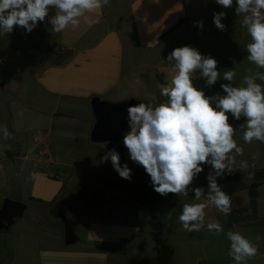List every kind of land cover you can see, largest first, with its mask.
<instances>
[{
	"label": "crops",
	"instance_id": "1",
	"mask_svg": "<svg viewBox=\"0 0 264 264\" xmlns=\"http://www.w3.org/2000/svg\"><path fill=\"white\" fill-rule=\"evenodd\" d=\"M235 7V0L228 9L215 0H110L109 6L88 14L99 23H87L82 17L78 28L69 26L57 33L50 24L56 9L50 8L49 16L30 33L18 26L9 34L0 32V126H6L11 137L4 139L0 132V159L15 163L23 157L38 164L0 165V189L7 188L0 196V208L7 198L25 206L13 224L0 227V264H234L228 255V231L240 232L257 246V255L246 264H264V183L259 187L256 220L229 224L228 215L214 206L205 209V223L218 221L223 226L220 235L206 228L184 231L178 216L185 203L199 202L194 192L161 196L149 175L140 217L98 214L84 229L81 220L74 222V228L62 223L76 236L68 245L64 229H50L47 213L33 209L57 202L67 192L64 167L47 156L54 158L57 148L82 153L89 142H111L118 153H128L123 144L128 125L116 141H91L95 122L91 102L98 98L116 105L144 103L151 90L145 82L150 69L158 91L175 74L167 61L173 49L187 45L215 58L221 76L228 69L235 71L233 81L218 80L211 87L202 78L195 79L194 85L205 93L221 89V83L245 86V75L264 72L247 60L251 37L242 26L243 14L237 16ZM221 11L226 13L224 31L213 22V14ZM195 21H203V28L195 26ZM66 50L71 54L57 63ZM256 82L264 86V81ZM191 187L207 190V182L194 180ZM239 194L246 199L244 210L234 205ZM231 203L237 212L247 213V192L233 193ZM50 235L60 242L43 245V236Z\"/></svg>",
	"mask_w": 264,
	"mask_h": 264
},
{
	"label": "clouds",
	"instance_id": "2",
	"mask_svg": "<svg viewBox=\"0 0 264 264\" xmlns=\"http://www.w3.org/2000/svg\"><path fill=\"white\" fill-rule=\"evenodd\" d=\"M215 3L228 9L233 0ZM109 5L110 0H0V32L9 34L18 26L30 33L49 16V9L55 8L50 24L54 32L60 33L69 26L78 28L82 17L87 23H99V19L92 21L88 14ZM235 5V12L237 16L243 14L242 26L251 37L246 45L247 60L264 68V0H235ZM225 16L224 11L213 14V22L221 31L226 30L222 23ZM194 25L202 29L203 21H195ZM167 61L175 74L169 83L160 85L166 101L158 106L130 104L126 109L129 131L123 135V144L130 159L150 176L156 193L187 196L189 189L194 192V199L199 202L185 203L178 216L184 231L206 228L211 234L220 235L223 226L218 221L205 223V209L214 206L224 215L232 211L231 196L222 190L218 179L233 173L235 156L243 154L234 139L237 131H243L245 143H264V86L256 82L264 81V72L245 75V86L221 83L224 94L208 96L194 85L195 79L202 78L211 87L218 80L233 81L235 71L228 69L221 76L215 58L187 45L173 49ZM149 96L156 101L154 94ZM229 114L237 121L243 117L245 122L237 129L229 122ZM0 132L4 139L11 138L6 126H0ZM109 158L119 176L131 180L132 170L127 164L121 165L115 149L109 150L102 160ZM205 165L211 167L206 177L207 190L192 188ZM240 167L247 168V163L242 161ZM226 237L230 241L228 255L235 264H246L257 255V246L240 232L228 231Z\"/></svg>",
	"mask_w": 264,
	"mask_h": 264
},
{
	"label": "rangeland",
	"instance_id": "3",
	"mask_svg": "<svg viewBox=\"0 0 264 264\" xmlns=\"http://www.w3.org/2000/svg\"><path fill=\"white\" fill-rule=\"evenodd\" d=\"M145 82L148 83L151 90L143 97L144 103H153L154 106H158L166 101L167 98L155 89V75L152 69L146 73ZM216 93L224 94L222 89L210 90L205 94L212 96ZM149 94L156 96L155 102L151 101ZM229 122L238 129L239 125L245 121L243 117L237 121L229 114ZM127 129L129 130V126ZM234 139L243 149V154L235 156L236 162L233 169L237 170L243 181L250 182L252 170L264 169V143L256 140H253L252 143H245L242 130L237 131ZM113 145L114 143L111 142L101 144L89 142L86 148H82V153H66L63 148H57L54 158L52 154L47 155L50 161H56V165L64 167L62 170L67 191L57 202L33 207L34 210L47 213L50 229L60 227L63 231L62 223L65 224V222L74 228V222L79 220L82 221L80 228L84 229L90 219L92 220L98 214L122 219H136L141 216L146 204L149 176L142 166L130 159L129 153H118L121 165L127 164L132 170L131 180L121 178L113 168L110 158L107 161L102 160L109 150L115 149ZM242 161L247 163V168L240 167ZM0 165L38 164L32 160L27 161L23 157H18L15 163L0 159ZM210 171L211 167L205 165L204 171L195 180L207 182L206 177ZM6 189L1 186L0 196H3ZM120 192L123 193V196L119 195ZM234 205L238 210H244L246 208L245 197L239 194L234 200ZM53 215L56 218H63L65 221H57ZM20 219L22 218H18L17 221ZM42 242L43 245L52 247L60 240L50 235L49 238L43 236Z\"/></svg>",
	"mask_w": 264,
	"mask_h": 264
},
{
	"label": "water",
	"instance_id": "4",
	"mask_svg": "<svg viewBox=\"0 0 264 264\" xmlns=\"http://www.w3.org/2000/svg\"><path fill=\"white\" fill-rule=\"evenodd\" d=\"M130 104H138L130 102L127 105H116L109 102L101 101L94 98L91 102L95 122L90 132L92 142L116 141L124 133L128 125L127 107ZM25 210L22 202L7 198L4 200L0 208V227H9L14 223L15 218L21 216ZM76 240L73 230L65 225L64 241L71 244Z\"/></svg>",
	"mask_w": 264,
	"mask_h": 264
},
{
	"label": "trees",
	"instance_id": "5",
	"mask_svg": "<svg viewBox=\"0 0 264 264\" xmlns=\"http://www.w3.org/2000/svg\"><path fill=\"white\" fill-rule=\"evenodd\" d=\"M181 22V21H180ZM178 23V25L180 24ZM177 26V25H176ZM71 50H66L63 54L59 55L57 63H60L65 58L71 54ZM250 182L243 181L240 174L233 169V173L225 174L222 179H218L223 186V191H225L230 196L233 193L239 191H246L248 194V212L239 213L237 212L231 203L232 211L228 214V223L256 220L258 216V198H259V187L264 183V169H256L250 172ZM235 264V262H234Z\"/></svg>",
	"mask_w": 264,
	"mask_h": 264
}]
</instances>
